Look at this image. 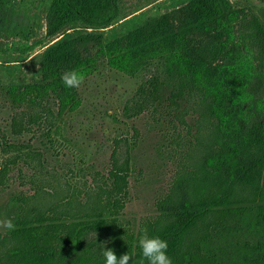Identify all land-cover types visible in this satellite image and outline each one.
Wrapping results in <instances>:
<instances>
[{
  "label": "trees",
  "instance_id": "16d2710c",
  "mask_svg": "<svg viewBox=\"0 0 264 264\" xmlns=\"http://www.w3.org/2000/svg\"><path fill=\"white\" fill-rule=\"evenodd\" d=\"M119 12L118 0H53L48 19L59 27L81 23L100 28ZM263 13L264 8L262 13L233 8L228 0H190L119 40L134 52L130 74L141 78L122 113L128 119L147 116V126L158 128L156 152L173 164L156 212L137 220L125 216L130 150L137 147L139 133L131 125L130 139L113 138L108 162L92 169L88 178L67 182L62 196L56 188L49 197L41 196L51 192L34 181L32 193L10 196L15 228L0 231V264H104L101 243L117 255L127 252L129 264H146L138 246L144 228L168 241L172 264H264ZM232 29L245 40L252 60L241 84L242 104L222 97L218 87L207 92L202 82L221 56L222 66L231 69L243 63L226 53ZM101 43L100 34L85 32L52 44L42 54L41 69L60 79ZM31 105L40 108L11 115L13 136L35 132L60 113L40 100ZM180 125L193 142L182 138ZM120 145L127 147L124 163ZM0 148L6 154L0 166L2 188L10 185L14 171L23 181L25 167L36 158L44 161L38 151L7 136L0 137Z\"/></svg>",
  "mask_w": 264,
  "mask_h": 264
},
{
  "label": "rangeland",
  "instance_id": "374dc122",
  "mask_svg": "<svg viewBox=\"0 0 264 264\" xmlns=\"http://www.w3.org/2000/svg\"><path fill=\"white\" fill-rule=\"evenodd\" d=\"M189 1L118 0L119 16L100 28H88L81 23L59 27L48 19L53 0L3 1L0 6V137L25 143L31 151H38L40 160L44 161L36 158L29 168L25 167L24 175L21 174L23 181L14 171L10 185L0 186V231L5 229L3 222L15 216L10 196L19 191L32 193L31 181L46 192L56 188L60 192L58 196H62L61 189L67 182L88 178L92 169H100L108 162L113 138L122 135L130 139L131 125L139 133L137 147L130 150L133 169L125 216L137 220L156 212L155 203L162 197L173 164L162 160L156 152L160 142L158 128L147 126V116L128 119L122 113L123 104L132 97L141 78L130 74L134 52L118 41L145 22ZM228 1L233 8L250 7L257 13H262L264 8V0ZM85 32L100 34L102 43L87 61L68 68L83 72L85 79L78 88H67L61 78L46 76L42 71V54L50 45ZM227 40V55L240 57L243 63L237 68L224 67L221 56L208 80L202 82L207 92H214V87H218L222 97L242 104L246 98L241 84L251 70L252 60L245 40L234 29ZM37 100L53 107L54 113L60 108L59 115L49 117L35 132L13 136L9 127L11 115L15 110L40 108V105H31ZM193 120V115L187 117L190 124ZM192 129L195 131V127ZM179 130L182 138L186 136L185 141L193 142L186 128L180 125ZM126 149L124 145L118 147L122 163L128 157ZM5 155L0 148V166ZM52 193H41V196L49 197Z\"/></svg>",
  "mask_w": 264,
  "mask_h": 264
},
{
  "label": "clouds",
  "instance_id": "9594fccd",
  "mask_svg": "<svg viewBox=\"0 0 264 264\" xmlns=\"http://www.w3.org/2000/svg\"><path fill=\"white\" fill-rule=\"evenodd\" d=\"M84 79L85 74L76 69H70L61 76V80L67 88H78ZM3 227L14 230L15 224L9 218L3 222ZM100 245L104 264H129L131 257L127 252L117 255L113 248L105 247L104 243ZM138 246L146 264H172V259L168 255V241L159 235L150 234L146 228L141 230Z\"/></svg>",
  "mask_w": 264,
  "mask_h": 264
}]
</instances>
